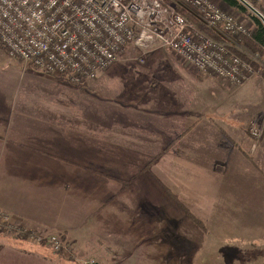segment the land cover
<instances>
[{
	"label": "crops",
	"instance_id": "crops-1",
	"mask_svg": "<svg viewBox=\"0 0 264 264\" xmlns=\"http://www.w3.org/2000/svg\"><path fill=\"white\" fill-rule=\"evenodd\" d=\"M132 62L81 88L31 69L0 74V213L68 248L0 235V264H200L217 259L199 250L208 236H264V161L256 151L259 172L248 161L239 123L198 118L173 88L153 91L152 76L142 89L116 85Z\"/></svg>",
	"mask_w": 264,
	"mask_h": 264
},
{
	"label": "built area",
	"instance_id": "built-area-1",
	"mask_svg": "<svg viewBox=\"0 0 264 264\" xmlns=\"http://www.w3.org/2000/svg\"><path fill=\"white\" fill-rule=\"evenodd\" d=\"M169 1L0 0V47L9 60L21 63L24 69L52 75L73 86L97 79L131 45L142 55L169 50L197 71L232 84L251 77L249 63L194 21L215 34L218 29L227 35H248L250 30L236 17L213 0ZM252 135L260 137L255 130ZM0 219L10 223L3 213ZM45 238L32 234L27 240L51 245L58 252L59 241Z\"/></svg>",
	"mask_w": 264,
	"mask_h": 264
},
{
	"label": "rangeland",
	"instance_id": "rangeland-1",
	"mask_svg": "<svg viewBox=\"0 0 264 264\" xmlns=\"http://www.w3.org/2000/svg\"><path fill=\"white\" fill-rule=\"evenodd\" d=\"M212 2L221 10L236 17L248 30L252 28L251 25L253 24V20L251 17L255 15L249 9L246 8L247 12L243 13L233 8L231 9L221 0H213ZM261 7L262 8L255 7V9L258 11L264 10V6ZM194 21L197 25H201L199 21L195 19ZM216 35L218 34L216 33ZM223 35V39L228 45H235H231L233 54L240 57L242 60L244 59L243 61L249 63L253 67H251L253 69V74L242 84H232L208 73L199 72L184 61H181L183 59L169 50L165 49L166 51L156 52L148 56V54L142 55V53L133 50V48L128 51L127 48L129 46L121 53L118 59L119 61L117 60L118 62L116 61L109 69L105 70L100 75L108 72L117 63L123 62L121 66H124L126 60L138 59L139 62L127 63L128 65H134L138 69L135 70L134 67V69L130 67L124 68V72L119 75V83H116V85L118 84L126 87L132 78L134 79L133 82L137 85L136 87L142 89L144 88L143 83H147V81H145L146 75L152 76V81H155L154 85L156 87L154 89L152 88L153 91L159 90L160 86L173 88V92L176 93L177 98H182L183 102L197 104L201 111L198 118L207 114L204 117L209 118L219 128L221 127L220 125L224 124L225 120V118H222L219 114L221 112H227L233 121L239 123L237 128L240 131V140H244V143L251 145L253 150L251 153L249 152L248 161L251 163L252 167L255 168L257 164L255 156L256 151H259L260 160L263 159L264 161V52L257 55L250 49L237 43L231 36L227 34ZM173 61L176 63L172 64ZM147 66L149 68L146 69ZM16 67L20 68L25 74L33 72L30 69H24L21 63L9 60L3 48L0 47V74L11 75L14 70H18ZM97 79L88 82L86 85L94 83ZM60 81L65 83L62 80ZM138 82H140V84ZM65 84L69 85L68 83ZM70 86L81 88L85 85ZM108 89L112 88L109 87ZM253 130L260 135L259 138H255L252 135ZM262 165L264 167L263 162ZM256 170L258 171V169ZM261 173L264 175L263 172ZM186 213L189 220L198 228V231L207 234L204 223L193 217L191 213ZM9 222V224H4L0 219V235H3V237H18L19 234H21L18 233V224L11 220L10 217ZM50 238L51 237H46L45 239ZM55 238L59 241L61 246L58 253H67L68 248L61 237ZM256 238L258 239L261 237ZM227 240L229 239L208 236L205 241L203 240L200 242V252H210L217 256L215 260L211 259L209 262L205 260L200 261V264L207 262H211V264H264V236L252 244L229 242ZM223 254L227 255L225 259H223V257L218 258L219 255ZM183 263H190V261L183 260Z\"/></svg>",
	"mask_w": 264,
	"mask_h": 264
},
{
	"label": "trees",
	"instance_id": "trees-1",
	"mask_svg": "<svg viewBox=\"0 0 264 264\" xmlns=\"http://www.w3.org/2000/svg\"><path fill=\"white\" fill-rule=\"evenodd\" d=\"M221 1H223L229 7L234 8L237 11L243 13L247 12V9L237 0H221ZM245 1H247L254 8L255 7L262 8L261 2L263 0H245ZM168 3H170L169 0ZM259 11L262 13V15H264V10H259ZM251 18L253 20V25L255 26V30L250 31L248 35H238V34L235 35L228 34V35L231 36L237 43L243 45L244 47L250 49L252 52L258 55L259 53L264 52V25L257 17L252 16ZM198 27L212 38L223 42L222 38H220L218 35L210 31L206 27L202 25H198ZM19 230L21 234H19L18 238H21L23 240H27L28 237L33 234L30 232H25L21 228H19Z\"/></svg>",
	"mask_w": 264,
	"mask_h": 264
},
{
	"label": "water",
	"instance_id": "water-1",
	"mask_svg": "<svg viewBox=\"0 0 264 264\" xmlns=\"http://www.w3.org/2000/svg\"><path fill=\"white\" fill-rule=\"evenodd\" d=\"M245 8L249 9L264 25V16L256 10L254 7H252L247 1L245 0H238ZM89 264H97V263H89Z\"/></svg>",
	"mask_w": 264,
	"mask_h": 264
}]
</instances>
